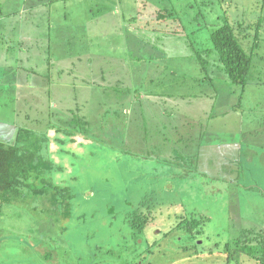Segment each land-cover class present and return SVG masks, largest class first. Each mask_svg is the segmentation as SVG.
<instances>
[{
	"label": "rangeland",
	"instance_id": "rangeland-1",
	"mask_svg": "<svg viewBox=\"0 0 264 264\" xmlns=\"http://www.w3.org/2000/svg\"><path fill=\"white\" fill-rule=\"evenodd\" d=\"M225 19L257 43L245 86L210 37ZM22 129L59 187L0 194V264H262L223 247L264 227V0H0V140Z\"/></svg>",
	"mask_w": 264,
	"mask_h": 264
},
{
	"label": "trees",
	"instance_id": "trees-1",
	"mask_svg": "<svg viewBox=\"0 0 264 264\" xmlns=\"http://www.w3.org/2000/svg\"><path fill=\"white\" fill-rule=\"evenodd\" d=\"M239 26L243 28L241 23ZM210 37L215 50L219 54L222 66L221 72L224 71L226 78L232 83L245 86L248 83L253 66L252 53L257 43L252 45V50L249 52L243 46L240 36L236 32V26L229 23L227 19L212 30ZM201 53H204V51H196V57L202 66V70L205 71L208 61L202 57ZM197 79L199 80V78ZM50 125L55 126L52 123ZM56 129L61 132L67 131L65 128L60 127ZM47 143H49L48 137L41 133H34L30 129H22L13 142L0 140V194L11 201H16L25 196L24 189H28L39 196L47 195L59 187L49 177L53 164L46 153ZM47 161L50 163V167L46 169L41 166V163ZM38 184L41 186H38ZM143 204L144 202H142ZM3 205L4 202L0 199V219L3 215ZM127 219L135 234L134 237H139L150 224L152 214L151 211L143 212L140 208H137L136 211L130 213ZM206 219L208 218L203 216L201 218L195 216L190 219L186 217L178 222L177 228L192 234V236L203 234L200 225ZM232 247L264 264V227L259 231L245 230L242 237L226 242L223 252H229L228 250Z\"/></svg>",
	"mask_w": 264,
	"mask_h": 264
},
{
	"label": "crops",
	"instance_id": "crops-1",
	"mask_svg": "<svg viewBox=\"0 0 264 264\" xmlns=\"http://www.w3.org/2000/svg\"><path fill=\"white\" fill-rule=\"evenodd\" d=\"M27 94H28V93H27ZM27 94H26V95H27ZM261 122H262V121H260V123H261ZM1 141H3V140H1Z\"/></svg>",
	"mask_w": 264,
	"mask_h": 264
}]
</instances>
